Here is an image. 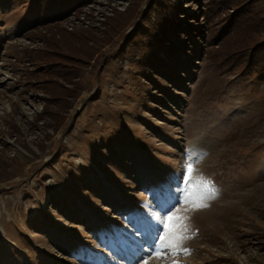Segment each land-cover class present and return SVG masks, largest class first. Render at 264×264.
Instances as JSON below:
<instances>
[{
    "label": "rangeland",
    "instance_id": "374dc122",
    "mask_svg": "<svg viewBox=\"0 0 264 264\" xmlns=\"http://www.w3.org/2000/svg\"><path fill=\"white\" fill-rule=\"evenodd\" d=\"M166 1L0 0V264H264V82L233 59L264 25L227 28L264 0Z\"/></svg>",
    "mask_w": 264,
    "mask_h": 264
},
{
    "label": "trees",
    "instance_id": "16d2710c",
    "mask_svg": "<svg viewBox=\"0 0 264 264\" xmlns=\"http://www.w3.org/2000/svg\"><path fill=\"white\" fill-rule=\"evenodd\" d=\"M27 1L29 0H19V2H21L22 4H26ZM89 1L90 0H34V3L43 5L46 8L66 7L69 8V10L73 11L81 8ZM164 1L167 4L170 3V1ZM229 3L237 6H252L254 0H230ZM156 12L161 11L160 9H156ZM241 13L242 14L241 16H239V19H237L236 17L231 18V20L228 22L227 28H229V32L232 29L235 30V32L239 35V39H242L244 42L247 33L243 31V28H261L262 24L264 25V23L261 18L258 19L257 16L252 15V12H249V10H243V12ZM147 24L148 26H150V29L152 31H159L161 26H166V30H171L176 22L174 20H168L160 13L159 17L154 23L149 21L147 22ZM236 55L233 57V59L235 60V62H237V64H239L240 68H242L241 72H243L244 74L258 76V78H260V80L264 82V39L254 41L253 44L249 45L248 47L240 49L236 53ZM59 100L63 99L61 98Z\"/></svg>",
    "mask_w": 264,
    "mask_h": 264
},
{
    "label": "snow or ice",
    "instance_id": "6c2138e0",
    "mask_svg": "<svg viewBox=\"0 0 264 264\" xmlns=\"http://www.w3.org/2000/svg\"><path fill=\"white\" fill-rule=\"evenodd\" d=\"M187 174L188 181L190 183L193 174V164L191 162L187 164ZM173 183H177V181L173 179ZM200 184L202 185V190L199 191L197 186L189 187L188 185H185V203L191 201L194 197L197 196V194L199 195V198L201 200H209L215 196L216 190L211 180L201 177ZM204 207H207L206 203H199L194 205V208L196 209ZM153 223L155 224L157 230H159L160 226L163 224L166 235L162 239H160L158 249L154 245H149V247L152 248L153 251L148 253V255L151 256L154 254L158 259H167L169 252L173 256L176 255L177 252L175 251V249L178 247L179 243L182 242V237L178 233L180 229L184 227L186 218L181 214H176L168 215L165 220L163 215H161L160 219L154 221ZM133 227H137V225L133 224ZM137 230H139V228H137ZM156 235L157 237H159V231L156 232ZM145 264H147L146 261ZM172 264H178V262L172 261Z\"/></svg>",
    "mask_w": 264,
    "mask_h": 264
}]
</instances>
